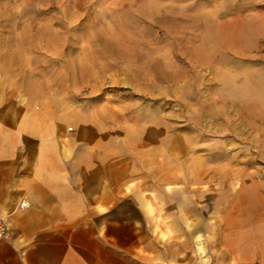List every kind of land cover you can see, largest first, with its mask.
I'll use <instances>...</instances> for the list:
<instances>
[{
	"label": "crops",
	"instance_id": "0c3cea01",
	"mask_svg": "<svg viewBox=\"0 0 264 264\" xmlns=\"http://www.w3.org/2000/svg\"><path fill=\"white\" fill-rule=\"evenodd\" d=\"M45 75L0 98V264H264V195L204 179L202 134L88 68Z\"/></svg>",
	"mask_w": 264,
	"mask_h": 264
},
{
	"label": "rangeland",
	"instance_id": "374dc122",
	"mask_svg": "<svg viewBox=\"0 0 264 264\" xmlns=\"http://www.w3.org/2000/svg\"><path fill=\"white\" fill-rule=\"evenodd\" d=\"M67 66L202 134L204 179L264 195V0H0V98Z\"/></svg>",
	"mask_w": 264,
	"mask_h": 264
},
{
	"label": "built area",
	"instance_id": "2783aa9c",
	"mask_svg": "<svg viewBox=\"0 0 264 264\" xmlns=\"http://www.w3.org/2000/svg\"><path fill=\"white\" fill-rule=\"evenodd\" d=\"M27 203L25 201L21 202V206L25 207ZM9 234L8 226L6 220L3 217H0V239L7 237Z\"/></svg>",
	"mask_w": 264,
	"mask_h": 264
}]
</instances>
